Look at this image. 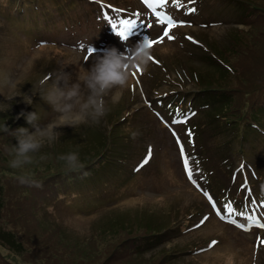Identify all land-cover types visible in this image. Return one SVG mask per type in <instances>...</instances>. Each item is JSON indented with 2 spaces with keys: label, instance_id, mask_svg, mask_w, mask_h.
I'll use <instances>...</instances> for the list:
<instances>
[{
  "label": "rangeland",
  "instance_id": "374dc122",
  "mask_svg": "<svg viewBox=\"0 0 264 264\" xmlns=\"http://www.w3.org/2000/svg\"><path fill=\"white\" fill-rule=\"evenodd\" d=\"M104 1L132 8L136 3V0ZM223 1L195 0L194 7L196 11L184 16L192 24L185 26L182 32H172L175 37L174 40L169 41L167 39V43L164 45L154 44L157 47L154 48L153 53L158 59H162L165 64H169L171 71L164 75L162 81L156 84H148L147 86L142 84V82L149 79L144 75L141 78V86H138L136 93H129L121 101L122 105L127 106L131 102L129 100L131 95L135 97V100L128 106L127 113L136 114H131V117L126 119L131 120L132 128L130 130L140 133L139 137L129 138L130 136L124 134L122 125H118L117 121H115L125 115L118 104L109 108L108 121L110 120V124H113L112 127L108 122L103 126L106 121L104 117L99 124L89 122L74 128H58L56 131L62 133L59 139L50 145L46 144L39 152L41 156L35 154L34 163L21 169H12L9 166L11 157L3 149V145L11 146L9 140H12L13 136L10 132H13L14 127H17L14 124L16 119L21 116V112L25 114L35 112L40 117L38 123L41 126L52 121L57 114L47 103L45 95L54 83L55 74L64 71L71 76L70 82H75L77 71L82 67L86 68L94 56L86 64H83L84 61L77 59V57L75 58L70 51L64 48V45H68V43L61 41L62 36L60 34L55 36L56 27L44 31L46 36L43 38L42 43L47 42L45 45H38V42H32L27 47L26 43L17 37L14 32L7 29L4 30L3 35L0 36V185H2L0 189H3L0 225L4 226L8 231L15 232L19 242L18 247H21L23 252L16 253V258H12L9 255L12 251L0 250L3 257L8 258V261L16 262V264H159L160 262L162 264H264L262 256L264 247L261 246L262 244L258 245L261 246L259 248L260 252L257 248L253 249L252 246L244 245L245 242L253 241L260 235L264 236V233L259 232L256 227L252 229V232L245 233V231L238 229L235 225L222 221L217 215L218 206L214 212L222 224L218 223L212 215L204 220L203 223L200 221L201 217L209 212L208 196L223 195L225 187L232 194L235 192L233 185L225 178L231 171H226V175L219 177L221 172L220 164L213 160V157L209 158L208 152L212 145L200 147V149H197V153H192L189 156V166L192 169V176L198 185L199 191L196 192L195 196L187 191H182L179 198L180 203L177 205L179 208L175 207L174 204L178 200L172 203L174 195L168 191L177 189L176 187L181 185L172 182L173 177L170 169L167 172L160 169L159 173H156L157 167L162 166L157 162L160 158L164 159L166 165H172V168L175 167L176 174L181 172L176 148L172 145L171 138L167 135V131H171L173 127L170 124H166L162 118L149 120L152 117L144 110L148 108L144 106V100L147 96L149 100H152L156 92H161L169 88L170 85H175L174 81L171 80L174 77L172 72H179L184 75L186 63L184 69L179 70L177 67L178 60L182 58L184 62L186 61L187 64L198 70L200 74H203L206 68L201 63V56L210 50L207 47V42L212 43L215 47L222 46V43H225L227 48L238 46H234V43L229 40L231 37L229 34L231 25L226 24L223 20L225 19V14H231V9L228 6H220ZM85 7L80 6L77 10L79 14L77 31L75 33L66 32L67 35L69 33L70 36L73 35L70 37L73 42L76 39L92 41L103 35L102 25L95 20V17L102 13V9L105 10L106 14H111L113 17L116 15L112 14V10H109L104 5L88 3ZM67 9L63 7L59 15L68 14L69 12L66 13ZM26 13H29L28 8ZM239 13L245 15L244 9L240 8ZM216 18L221 21L214 20ZM3 22L0 18V30L3 27ZM210 23L213 26H210ZM106 25L110 26L109 23ZM238 27L243 28V26ZM245 29L247 32H254L257 35L254 27L246 26ZM159 30L149 36L157 35ZM47 35H52V39L47 37ZM188 36L199 39L200 44L192 45L194 43L187 39ZM24 37L27 40H32L36 37V34L27 32ZM142 40L144 38L136 40L132 47L142 42ZM249 40L250 36L246 33L237 37L239 45H249ZM20 45H22L21 48L23 46L26 47L25 54L21 58ZM60 47L65 51V56L61 60V52L58 51ZM261 50L264 51V46ZM216 53L222 57L219 51ZM38 59H42L41 62H46L45 67L52 66L50 73L45 72L46 68L44 71L40 69L37 72L31 71V65ZM159 69V67L152 68L153 71H158ZM131 75L138 77L137 68L130 70ZM226 81H229L228 77ZM187 82L184 89H190L195 86L192 82ZM142 89L144 90L143 92ZM235 89L245 91L239 88ZM125 91L126 88L121 90L120 94L116 96V90H113V93L106 99L115 103ZM263 96L264 92L255 97L251 94L246 98L241 94H236L235 107H240L239 111L241 114H239L244 117L248 104L255 101L260 102ZM153 107H156V103L153 104ZM160 111L163 112L162 110ZM112 117L114 118L113 121H111ZM251 120L264 128V113L254 115ZM26 125V119L22 116L20 127L24 128ZM4 126L10 132H5L3 130ZM164 126H166V129ZM198 132H192L191 136L198 135ZM212 132H214L212 127H208L204 131L205 134H211ZM141 138L144 143L152 145L154 159L149 160L147 164L140 167L137 178L141 183L136 182L135 184L137 185L136 187H142L136 192L135 197H131L132 191L130 190L132 187L129 186L126 189V192L130 191L128 197L112 201L106 207L88 215L68 213L66 209L55 210L54 205H57L54 203L53 198L57 191L55 187L48 190L49 194H51L49 199L41 197L43 192L39 189H45L52 179L57 180L59 184V181L66 179L67 175H69L66 170L61 174H52L57 171L56 168L51 167L53 166L52 159L56 160L64 153L70 152H78L80 158L81 154L90 155L96 151H102V153L106 152V156L109 159L107 163L114 170L120 171L126 167L118 165L119 159L124 158L129 161V156L131 160L140 163L145 159L144 148L140 145ZM202 138L204 141L212 140L211 138L207 139V135ZM222 140L228 141V137L220 136L217 142ZM236 147V141L231 143L230 150L226 147H215V151L219 153V158L222 160L224 168V160L227 157L238 160L237 155L231 154V151ZM224 151L227 154H224ZM185 154H187V151H185ZM252 156L254 154H250V158ZM179 160H181L180 153ZM233 165L235 166L236 163ZM45 166L51 167V169L44 171ZM251 167L252 171L255 169L256 176L249 173L248 187L252 189L255 183L256 191H264V157L257 159L256 162H251ZM129 168L131 169V166ZM19 175L32 176L40 181L42 186L21 185L17 179ZM161 175L167 179L166 187L163 189ZM62 183L64 189L68 188V183ZM180 189H190V187L183 185ZM117 191L111 192L109 200L116 195ZM74 202L78 205H85L86 203L81 200ZM43 206L47 207L51 212L46 223L41 224L38 222V218L39 210ZM188 206L190 207L185 211ZM173 221L187 222L188 227L183 226L182 229L176 231L178 233L176 238L171 240L170 243L164 244L167 247L172 246L169 247V250L155 253V257L159 259V262L158 259H146L144 254H140L139 251H134L133 257L130 258L118 257L117 254L120 253L121 248L117 247V245L121 240L109 243L113 239L120 237L126 238L141 234L155 236L157 233L172 228ZM191 228L196 229L191 230ZM222 230L226 231L230 238L225 240L226 236H222L224 233ZM90 232L95 236L94 238L90 237ZM96 238L99 241L95 242L97 245L89 246V243L96 240ZM212 241H217V245L206 252H200L198 257L188 258V256H183L177 259L173 258L175 247L180 250V253L191 255L194 254V251L199 252V248L209 245ZM190 250L194 251L189 252ZM125 256L129 257L130 253H126ZM42 260L44 263H42ZM6 261L4 258H0V263H5Z\"/></svg>",
  "mask_w": 264,
  "mask_h": 264
},
{
  "label": "clouds",
  "instance_id": "9594fccd",
  "mask_svg": "<svg viewBox=\"0 0 264 264\" xmlns=\"http://www.w3.org/2000/svg\"><path fill=\"white\" fill-rule=\"evenodd\" d=\"M151 58L150 47L143 40L128 49L127 54L119 52L115 47L102 50L101 54L95 56L89 68L82 67L77 71L75 82H70L71 76L64 71L56 73L54 83L45 95L47 103L57 114L55 118L41 126L37 113L21 112L20 115L24 116L34 131L30 133L27 128L22 127L10 132L4 126L3 130L10 132L17 142L15 146L3 145L4 151L11 157L9 166L12 169H21L34 163V155L46 144L56 142L62 135L56 131L58 128H74L89 122L99 124L110 111L106 98L113 90H116L118 96L127 87L131 69L147 72ZM137 135L138 133H133V137ZM59 159L65 162L70 172H80L84 167L78 152L61 155ZM88 175L87 172L83 173V177ZM17 179L21 185L42 186L32 176L19 175Z\"/></svg>",
  "mask_w": 264,
  "mask_h": 264
},
{
  "label": "trees",
  "instance_id": "16d2710c",
  "mask_svg": "<svg viewBox=\"0 0 264 264\" xmlns=\"http://www.w3.org/2000/svg\"><path fill=\"white\" fill-rule=\"evenodd\" d=\"M5 1L7 0H0V5L3 6V3H6ZM252 27L256 29L257 35L254 32L248 33V35L250 36L249 45H239L237 43L238 36L234 35L231 36L229 40L234 43V46L238 45L237 47L227 48L223 46L216 48L217 51H219V54L222 55V57L219 55L220 58L228 66L227 77L229 81H227L226 87L229 84L230 88L235 87L245 90L238 91V89H235L237 91V94H241L245 98L250 96L251 94L255 97L264 92V51L261 50V48H263L264 46V11L254 9L252 15ZM208 61H210V59H208ZM230 102H233V97ZM263 102L264 98L260 103ZM253 104L254 102H252V105ZM231 122L234 125L240 124V121L237 118H231ZM16 123L20 127L21 119L17 120ZM16 143L17 142L14 139L9 140V144H11V146H15ZM36 154L40 155L39 152ZM65 154L66 153H64L63 155ZM97 161H101V163L105 165L106 155L103 153L94 155L92 157L90 155L88 156V158L84 157L80 159L81 164L89 162L93 164ZM52 165L53 166L51 167L57 169V171L52 174H61L67 168L65 162L61 161L59 158L56 160L52 159ZM51 167L49 168L45 166L44 171H48L49 169H51ZM107 167L109 168V171L88 170L86 172L89 173V175L86 177H83V171L72 172V174L67 175L68 177L66 179L59 181V187L56 188V193H61L65 198V201H68L70 207L72 208L79 207V209H83L86 211H90L96 208H103L108 204V202L113 200L131 180H133V177L127 175V171L125 169L119 171L116 169L113 170L110 166ZM62 182L68 183V188L64 189L63 185L60 184ZM57 183V180L52 179L51 183L47 185L45 189H39L41 192H43L42 196H45V191L51 189L53 186H56L55 184ZM0 188H2V185H0ZM114 190L118 191L116 195L109 200L111 192ZM2 194L3 189H0L1 209ZM73 195H75L76 197L73 198ZM80 196H82L84 200L78 199L80 198ZM76 200H82L86 203L85 205H72L71 202H74ZM66 237L68 238V236ZM93 237L95 236L93 235ZM147 237L152 238V235ZM142 239L143 236H140L137 240H132L130 239V237H120L113 239L109 243L121 240L118 243L117 247L121 248V251L123 250L130 253L132 251H142L141 246L145 244L144 241H140ZM95 242H99L97 238ZM95 242H90L89 246L97 245V243ZM18 243L19 242L17 241V235L15 234V232L8 231L4 228V226L0 225V250L12 251V253L9 255L12 258H16V253L23 252V249L21 247H18ZM117 256L120 257L121 255L118 253ZM0 258H4V260H7L5 263L0 264H16V262L8 261L9 259L3 257L1 252ZM42 263H44L43 260ZM159 264H162V262H160Z\"/></svg>",
  "mask_w": 264,
  "mask_h": 264
},
{
  "label": "snow or ice",
  "instance_id": "6c2138e0",
  "mask_svg": "<svg viewBox=\"0 0 264 264\" xmlns=\"http://www.w3.org/2000/svg\"><path fill=\"white\" fill-rule=\"evenodd\" d=\"M172 2L175 3V0H172ZM188 2L191 4H194L195 0H188ZM142 3L147 8H149L153 11V15L155 17L156 23L163 26L162 35L159 38L149 39L147 36L144 37V40L146 41L148 47L151 48L154 44L163 42L165 37L169 41L174 40L175 37L170 34L171 30L177 26H182L184 24V22L183 21L177 22L172 15L165 14V13H159V12L155 11V9H157V8H163L166 5H168L169 0H142ZM195 11H196L195 8H188L187 9V13H191V12H195ZM138 15L141 16V19L143 18L142 14H138ZM104 18L107 19L108 17L105 16ZM141 26H143V28H145V29H151L155 25L153 23L144 22ZM136 27H137V21H135V20H123V21H121V29H120V31L116 32V36H118L121 40H128V38L133 34V30L136 29ZM112 28L115 29L116 25L112 24ZM188 39H191V37H188ZM80 47L84 48L83 45H80ZM85 51L87 52V55L85 56V60L87 62V61H89V59L91 57H93V55L95 53V49L92 48L91 46H89L87 49H85ZM137 70L139 71V69H137ZM185 119H186V117H185ZM183 122H185L184 119L178 120L175 117L171 121L172 124L183 123ZM165 123L167 124L166 121H165ZM188 135L191 136V133L189 132ZM173 136L176 138V143H177V146L179 148L181 161L184 165L185 173H186L188 179L190 181H192L193 180L192 169L189 166V162H188L189 158H187L185 156V148L181 143L179 135L175 131H173ZM152 154H153V150H152L151 146H149L148 153L140 165L141 167L144 164H147L149 162V160L152 157ZM242 167H244V166L242 165ZM205 195L207 196L206 192H205ZM209 201L212 204L213 209L217 210V204H216V202H214L213 198L209 197ZM252 203L255 204L256 202L252 201ZM260 207L264 208V203H261ZM217 215L222 221H224L226 223L233 224L243 231H249L250 227L264 228V223H260L257 220L255 214H253L249 217H246L249 220L248 224H239V223H237L236 220H233L232 217L234 215H239L241 217H244L245 213L243 211H237L236 209H234L231 202H229L223 206L222 212L217 210ZM204 219L206 220L207 217H205ZM203 222L204 221L202 220L201 223H203ZM258 242L260 244L264 245V238L258 237ZM216 243H217V241H212L211 244L209 245V247L216 245Z\"/></svg>",
  "mask_w": 264,
  "mask_h": 264
},
{
  "label": "bare ground",
  "instance_id": "6f19581e",
  "mask_svg": "<svg viewBox=\"0 0 264 264\" xmlns=\"http://www.w3.org/2000/svg\"><path fill=\"white\" fill-rule=\"evenodd\" d=\"M138 174V171L136 172V175Z\"/></svg>",
  "mask_w": 264,
  "mask_h": 264
}]
</instances>
